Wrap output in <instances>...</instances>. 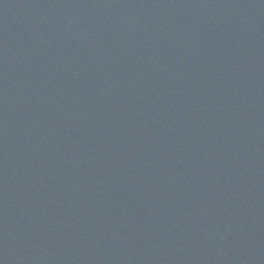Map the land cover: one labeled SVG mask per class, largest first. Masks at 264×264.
Listing matches in <instances>:
<instances>
[{
	"label": "water",
	"instance_id": "1",
	"mask_svg": "<svg viewBox=\"0 0 264 264\" xmlns=\"http://www.w3.org/2000/svg\"><path fill=\"white\" fill-rule=\"evenodd\" d=\"M0 264H264V0H0Z\"/></svg>",
	"mask_w": 264,
	"mask_h": 264
}]
</instances>
